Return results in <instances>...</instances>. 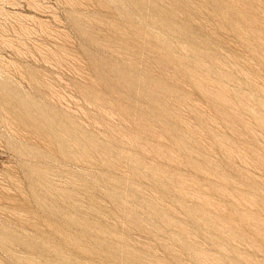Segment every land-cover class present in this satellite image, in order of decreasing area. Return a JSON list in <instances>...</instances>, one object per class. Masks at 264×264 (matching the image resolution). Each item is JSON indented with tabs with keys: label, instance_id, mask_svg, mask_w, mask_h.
I'll list each match as a JSON object with an SVG mask.
<instances>
[{
	"label": "rangeland",
	"instance_id": "obj_1",
	"mask_svg": "<svg viewBox=\"0 0 264 264\" xmlns=\"http://www.w3.org/2000/svg\"><path fill=\"white\" fill-rule=\"evenodd\" d=\"M0 264H264V0H0Z\"/></svg>",
	"mask_w": 264,
	"mask_h": 264
}]
</instances>
